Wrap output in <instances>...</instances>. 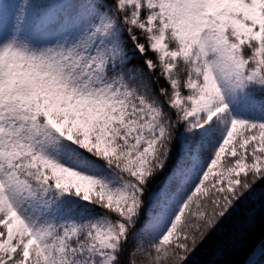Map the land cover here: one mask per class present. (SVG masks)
Listing matches in <instances>:
<instances>
[{"label": "snow or ice", "instance_id": "snow-or-ice-1", "mask_svg": "<svg viewBox=\"0 0 264 264\" xmlns=\"http://www.w3.org/2000/svg\"><path fill=\"white\" fill-rule=\"evenodd\" d=\"M258 220L264 0H0V264H217Z\"/></svg>", "mask_w": 264, "mask_h": 264}, {"label": "trees", "instance_id": "trees-1", "mask_svg": "<svg viewBox=\"0 0 264 264\" xmlns=\"http://www.w3.org/2000/svg\"><path fill=\"white\" fill-rule=\"evenodd\" d=\"M160 84L164 85L165 82L160 80ZM257 245L264 247V225H262L259 220L242 247L231 250L224 256L217 257L213 256L206 246L202 249L200 258L208 261L216 260L217 264H244L248 255ZM139 259L140 258H138V261ZM257 261L258 262L255 264H264V254H261Z\"/></svg>", "mask_w": 264, "mask_h": 264}, {"label": "bare ground", "instance_id": "bare-ground-1", "mask_svg": "<svg viewBox=\"0 0 264 264\" xmlns=\"http://www.w3.org/2000/svg\"><path fill=\"white\" fill-rule=\"evenodd\" d=\"M258 250V248H256L248 257L247 261L248 264H252V260L254 259V257L256 256V251Z\"/></svg>", "mask_w": 264, "mask_h": 264}, {"label": "rangeland", "instance_id": "rangeland-1", "mask_svg": "<svg viewBox=\"0 0 264 264\" xmlns=\"http://www.w3.org/2000/svg\"><path fill=\"white\" fill-rule=\"evenodd\" d=\"M258 261H256V263H257Z\"/></svg>", "mask_w": 264, "mask_h": 264}]
</instances>
